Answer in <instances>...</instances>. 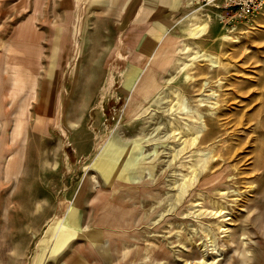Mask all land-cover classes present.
Wrapping results in <instances>:
<instances>
[{
  "label": "rangeland",
  "instance_id": "rangeland-1",
  "mask_svg": "<svg viewBox=\"0 0 264 264\" xmlns=\"http://www.w3.org/2000/svg\"><path fill=\"white\" fill-rule=\"evenodd\" d=\"M32 11L0 5V61L15 53ZM56 14L44 5L36 20L45 34L37 79L19 78L28 88L47 76L49 102L39 107L36 91L15 89L14 65L0 73V119L8 118L0 131L25 132L0 143V260L32 241L28 263L39 255L44 264H69L79 248L84 264H109L94 244L105 238L112 264H264V26L230 22L220 5H194L149 70L125 72L121 56L130 49L114 20L75 19L65 41L66 20ZM42 190L48 211L57 197L63 214L13 215Z\"/></svg>",
  "mask_w": 264,
  "mask_h": 264
},
{
  "label": "crops",
  "instance_id": "crops-1",
  "mask_svg": "<svg viewBox=\"0 0 264 264\" xmlns=\"http://www.w3.org/2000/svg\"><path fill=\"white\" fill-rule=\"evenodd\" d=\"M209 4L211 3H208L205 0H8V2L7 0H0V5H31L33 9L30 15L27 18L22 19V23H20V26L23 25V28L25 26L30 27L29 31L26 29L23 33V29H20V36L15 38L13 41V51L15 53L11 55V57H8V61H10V63L6 61L4 56L1 57L0 73H5V68L8 64L14 65L15 70L13 73L16 74L15 81L17 83L15 89L17 91H20V89L31 90L32 93H35L36 91V95L40 99V101H38L39 107L43 105L44 99L48 101L45 97L48 95L49 91L51 92L53 85L49 83L47 76L42 80L39 78L37 84L28 88L26 85L23 87L21 86L23 84V82L21 84V81H23L24 78L21 77V80L19 79L21 75L27 78L30 73L29 75L31 78L36 80L39 71H41V68L43 67V42L45 34L43 29L37 27L38 24L36 20L38 18L39 20L43 19L42 13L44 5H52V9L58 13L56 14L57 18L59 17L60 19L66 20L63 32V40L65 41L72 39L71 34L73 30H70V28L74 27L73 25L75 22L73 21L75 19H83L84 22H82L81 25H86L88 23L86 22V18L93 16L91 13H94L96 14L95 16H98L99 18L104 17L105 19L114 20V24H116L117 29L121 31L123 41L127 42L130 49L129 53H123V56H121L127 61V66L123 69V71L126 72L131 67L145 68V71H147V69L149 70L153 66L152 61H154V59L156 61V58L158 59L160 52L163 51L164 47L169 42L170 37L175 35L173 34V29L181 17V13L187 12L194 7V5ZM69 19H71V22H67ZM236 20L237 19H234L230 22ZM249 21L251 24H258L259 28L263 27L264 7ZM251 24L248 25L251 26ZM233 27H235V25ZM248 30H251V28H245V31ZM2 44L3 41H1L0 46ZM2 48V50H4V45H2ZM160 49L161 51L158 53ZM259 109V153L260 159L264 165V98L261 101ZM7 119L8 118L6 116L1 115V121H5ZM16 120L21 122L26 121L27 119L18 117ZM37 120L38 119L36 118L35 121ZM22 134H25V132L19 130H13L12 132L1 130L0 141L1 139L3 141L6 138L18 137ZM2 141L0 142L1 145H3ZM45 193H47V190H42L40 194H37V196H30L31 198L28 197L27 201L34 203L29 206L24 201L25 204L20 205L21 209L19 210V214H17L18 210H16V213L13 215L21 218L33 219L44 217L52 218L59 215V213L63 214L65 210H61L59 198L57 197H55V199L51 198L53 203L51 201L52 207L51 210L48 211V199L45 197ZM21 201H23V199H21ZM81 223L82 222H80V225ZM82 226L83 225H81V227ZM85 238L88 237L84 236V239ZM101 238L103 239V237ZM75 239L68 242L64 247H70ZM106 240L108 246L102 247L101 244H104ZM38 242L36 244V250L39 254ZM31 244L32 241H30V243L26 242L24 244V249L19 253V256L14 253L15 251L11 250L12 248H9L10 252L4 254V257L0 260V264H44V256L40 257L39 255L33 263H28V250L31 248ZM94 244L99 247L98 250H103L100 254L102 259L109 261V264H112V250L114 247L111 241L104 238V241L100 240L98 243ZM64 247H62V249ZM48 249L51 250L50 248ZM74 250H78L77 256L75 252L74 254L73 252L71 254L69 253V255L67 254V262L69 264H84V260H86L85 254H82V252L79 251V248H75ZM50 258V260L53 259V257Z\"/></svg>",
  "mask_w": 264,
  "mask_h": 264
},
{
  "label": "built area",
  "instance_id": "built-area-1",
  "mask_svg": "<svg viewBox=\"0 0 264 264\" xmlns=\"http://www.w3.org/2000/svg\"><path fill=\"white\" fill-rule=\"evenodd\" d=\"M213 5L222 6L231 20L249 21L264 7V0H205Z\"/></svg>",
  "mask_w": 264,
  "mask_h": 264
},
{
  "label": "bare ground",
  "instance_id": "bare-ground-1",
  "mask_svg": "<svg viewBox=\"0 0 264 264\" xmlns=\"http://www.w3.org/2000/svg\"><path fill=\"white\" fill-rule=\"evenodd\" d=\"M203 28H204V26L203 25H201V24H199V25H197V26H195V27H192L191 28V32L194 34V35H199V34H201V32H203ZM225 37H229V36H225ZM161 51V49L158 51V53ZM199 56L200 57H208L206 54H201V53H199ZM212 57H214V56H212ZM209 59H210V61H211V64L213 65V66H216V65H218V62H216V60H214V59H212L211 57H208ZM131 74L129 73L128 75H127V80H126V83L127 84H130V83H132L133 82V79H131ZM142 79V78H141ZM141 79H140V81L139 80H137V82L135 83V86H134V91L135 90H137V89H139V87H137L139 84H140V82H141ZM144 88H150V85L148 84L147 86H145ZM143 88V89H144ZM134 93V92H133ZM77 109V108H76ZM195 140H196V137L192 140V143L193 142H195ZM69 217L71 218L70 220H69V223H70V226L72 227V228H76V227H78V224H79V219H80V217H79V213L77 212V211H75V210H73V211H71L70 213H69ZM108 216H106V218H107ZM107 219H109V218H107ZM111 219H113V218H111ZM110 220V219H109ZM52 230V228H50V231ZM70 234V233H69ZM67 237H68V235H62V237H60L59 238V240H57L56 241V244H55V248H53V251H56V250H58L59 249V244L62 242V239L63 240H66L67 239ZM80 253V252H79Z\"/></svg>",
  "mask_w": 264,
  "mask_h": 264
}]
</instances>
